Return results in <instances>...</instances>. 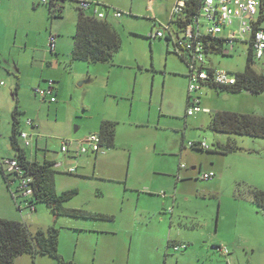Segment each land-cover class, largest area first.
Listing matches in <instances>:
<instances>
[{"label":"rangeland","instance_id":"rangeland-1","mask_svg":"<svg viewBox=\"0 0 264 264\" xmlns=\"http://www.w3.org/2000/svg\"><path fill=\"white\" fill-rule=\"evenodd\" d=\"M98 1L110 6V14L121 12L113 18L121 48L103 63L71 58L75 0L60 1L56 16L43 0H0V156L13 154L10 135L17 109L20 129L37 134V159L61 163L55 168L56 192L78 190L64 206L114 219L54 216L42 202L37 211L21 213L11 197L14 220L31 231L57 227L58 252L76 264H264V209L248 193L251 187L264 188V138L224 134L239 149L219 158L211 151L218 132L208 128L217 110L264 116V92L203 85L193 94L211 113L185 117L189 68L171 42L167 46L163 36L149 38L151 31L164 30L178 0ZM50 34L57 35L56 53L49 50ZM247 53V43L237 41L233 49L225 45L206 59L234 75L244 70ZM253 67L264 73L261 61ZM49 80L58 88L55 102L35 95ZM100 118L116 122L114 147L101 150L109 152V160L99 161L101 153L81 156L79 173L66 172L78 163L64 158L62 140L93 133ZM28 119L36 122L35 129ZM17 138L29 153L20 134ZM195 140L210 149L190 148L188 142ZM213 156L223 173L203 180L199 164L205 166ZM180 164L185 167L178 173ZM0 179L9 191L1 173ZM175 244L185 247L175 250ZM214 246H225L228 254ZM22 255L14 264H35L29 254ZM37 257L36 264H58L48 255Z\"/></svg>","mask_w":264,"mask_h":264},{"label":"trees","instance_id":"trees-1","mask_svg":"<svg viewBox=\"0 0 264 264\" xmlns=\"http://www.w3.org/2000/svg\"><path fill=\"white\" fill-rule=\"evenodd\" d=\"M63 0H45L53 16L59 15L62 11ZM203 0H184V5L179 14L173 15L169 20V25L175 26L177 34L182 33L188 24H192L199 15L200 6ZM77 2V16L75 32L72 36L73 47L71 58L73 60L86 61L88 63L110 62L114 54L120 50L122 39L118 29L113 24V14H110V6L104 2L94 0L88 1L93 5L91 8L82 9ZM258 13L256 19L252 21V29H264V0H258ZM103 10L104 16L98 17L95 10ZM117 11V10H115ZM130 14V12H129ZM155 23L154 18L152 19ZM152 31L149 38L152 36ZM157 37V36H156ZM162 37V36H161ZM158 37V38H161ZM166 45L172 43L173 53L183 61L187 67L186 53L175 49L173 37L168 31L163 35ZM204 54L210 52H221L227 45L223 36L202 34L199 36ZM248 53L246 56L245 68L235 72V83L229 86L217 85L208 82L206 86L220 90L241 91L248 90L253 94L264 92V73L253 67L256 60L251 43H247ZM207 69L211 72L214 66L209 64ZM55 82V81H54ZM189 103V96H188ZM18 110L13 112L12 132L10 135V145L13 150V158L18 161V167L23 177L30 179L29 186L32 193L28 199L22 198L19 189V175L16 172H7L0 165V173L3 182L11 193V197L19 208L23 202L29 206L38 202L44 203L54 216L83 217L88 219H111L112 215L96 212H88L77 208L64 206V203L71 199L77 192V188H70L55 191L54 175L56 173L55 163L47 158L38 160L30 157L27 150L22 146L17 138L21 133L20 123L17 117ZM32 120V119H31ZM33 125V124H32ZM116 122L113 120H102L99 124L98 134L100 145L103 147L114 146ZM208 128L214 132L227 135L237 134L250 137L264 138V116L252 113H241L235 111L217 110L211 113ZM239 147L229 140L219 145L218 152L226 154L235 152ZM250 200L264 209V188L251 187L248 189ZM23 199V200H22ZM59 229L53 225L46 229L37 228L31 231L28 226L19 220L0 218V264H14L15 259L21 254H29L32 258L40 255H48L54 258L58 264H76L73 261L65 260L58 252ZM219 248V246H214Z\"/></svg>","mask_w":264,"mask_h":264},{"label":"built area","instance_id":"built-area-1","mask_svg":"<svg viewBox=\"0 0 264 264\" xmlns=\"http://www.w3.org/2000/svg\"><path fill=\"white\" fill-rule=\"evenodd\" d=\"M45 1V0H43ZM184 5V0H178V2L172 7L169 19L176 14H179ZM79 6L82 9L93 7L91 3L86 0H80ZM258 0H203L200 6L199 15L196 17L192 24H188L185 30L177 34L175 29L169 25L164 26V30L157 29L152 34L154 37L163 36L166 31L173 37L175 49L179 52H185L186 61L188 63V91L189 103L186 114L192 115L199 111L208 112L207 108L201 107L199 103V96H193L192 93L201 89L203 85L208 82L216 83L221 86H229L235 83L236 79L234 75H231L227 70L221 68H213V71H209L207 68L210 65L207 63L206 56L199 36L202 34H211L217 36H223L226 39L227 47L229 50L233 49L234 43L237 41L251 43L254 56L256 60L264 62V29H252V21L256 19L258 13ZM98 17L104 16L103 10H95ZM114 17L120 16V11H114ZM223 29H225L223 31ZM54 35H50L49 45L50 49L54 48ZM2 82H0V87ZM54 81H47L46 87H39L35 89V94L40 96L41 99L49 98L50 101H55L56 98L53 95ZM27 125H32L33 121L28 119ZM20 137L24 144L29 146L31 144L30 134L26 131H21ZM100 136L97 132L90 133L82 139L76 141L75 146L70 147L71 141L66 139L62 140L60 149L64 153H69L73 149L71 157L75 158L80 154L86 152H98L101 149ZM188 146L197 149L208 148L206 142L203 141H189ZM0 165L7 172H16L19 175V189L22 197L28 199L32 193V189L29 186L30 179L23 177L20 168L18 167V161L13 157L0 156ZM60 166L61 163L54 164ZM184 164H180V167H184ZM77 165H70L65 169L68 173L76 172ZM215 173L213 171L202 172L200 178L208 180L213 178ZM24 198V199H25ZM24 203V202H23ZM22 203V204H23ZM21 204V205H22ZM26 206L30 209H34L35 206H29L25 202ZM175 250L185 247V245H173ZM223 254H228L227 248L219 247Z\"/></svg>","mask_w":264,"mask_h":264},{"label":"crops","instance_id":"crops-1","mask_svg":"<svg viewBox=\"0 0 264 264\" xmlns=\"http://www.w3.org/2000/svg\"><path fill=\"white\" fill-rule=\"evenodd\" d=\"M88 1H94V0H88ZM169 20V19H168ZM50 35H54V37H55V41H54V48L51 50L50 49V45H49V42H48V45H49V50L52 52V53H56V48H57V45H56V34H50ZM50 35H49V38H50ZM49 40V39H48ZM238 42H241V41H238ZM55 63V65H56V61L54 62ZM261 63L264 65V62H262L261 61ZM187 76V75H186ZM58 88H57V86H55L54 87V89H53V95L55 96V98H56V94H57V90ZM36 95V94H35ZM190 95V93H189V91H188V94H187V107L190 105V103H188V96ZM192 95L193 96H199L198 94H196V95H194L193 93H192ZM42 100H48V101H50L49 100V98L48 97H46L45 99H42ZM56 101V100H55ZM55 101H50V102H55ZM201 102V100H200V96H199V103ZM187 107H186V110H187ZM204 108H207L208 110H209V108L208 107H204ZM199 112H201V111H199ZM202 112H204V111H202ZM209 113H211L210 111H208ZM197 113V112H196ZM195 114V113H194ZM194 114H192V115H187L186 114V112H185V117L186 116H193ZM257 115H261V114H257ZM102 120H110V119H105V118H100V121H99V123L102 121ZM33 121V120H32ZM36 126H37V124H36V122L35 121H33V125H30V128H32V129H35L36 128ZM98 130H95V131H92L93 133L94 132H97ZM98 133V132H97ZM30 134V137H31V144L29 145V148H28V151H29V153L27 152V154L30 156V157H35V158H37V155H36V153H37V150H38V148H40V146H38V138H36L37 137V134L35 133V131H33V132H31V133H29ZM115 138H116V128H115ZM214 140H215V142H214V148L211 150L212 151V153L214 154V155H216V156H219V158L221 157V156H229V155H231V154H234L235 152H230V153H226V154H221V153H219L218 152V150H219V145L220 144H223V143H225L224 141H226L225 139H226V137H225V135H224V133H219L218 132V135H216V136H214V138H213ZM228 139V138H227ZM66 140H68V139H66ZM68 141H73L72 142V144L75 146V144H76V141H78V140H68ZM195 141H197V140H195ZM228 141V140H227ZM33 142L35 143V148H33ZM114 142H115V139H114ZM183 142V141H182ZM112 147H114V146H112ZM104 148V147H103ZM103 148H101L98 152H96V153H94V152H91V151H89V152H86V153H83V154H80V155H78L77 157H75V158H72L71 157V154H72V151H73V149H71V151L69 152V153H64L63 155H64V158H68L69 159V161H70V163L72 162V159H75L76 160V162L78 163L77 164V169H76V172H74V174H78L79 172H78V168L80 167L79 165V161H80V158H81V156H83V157H86L87 159H90V154H92L93 156H94V158H97L98 156H99V154L101 153V157L99 158L100 160L99 161H103V162H105V161H107V160H109V152L107 151V152H101V150L103 149ZM106 148H111V147H106ZM184 148V147H183ZM191 148V147H190ZM206 149H210V147H208V148H206ZM218 154H220V155H218ZM12 156H13V154H12ZM180 156V155H179ZM44 158H46V157H44ZM48 159V158H47ZM49 160H51V161H53L55 164L57 163L56 162V160L55 159H49ZM59 163V162H58ZM96 163L93 161V175H94V173H95V171H94V169H95V167H96V165H95ZM217 164H218V159H217V157H215V156H213V157H210L209 158V161L207 162V163H205V166H204V164L203 163H201V164H199V167H200V169H204V171L203 172H207V171H213L214 173H215V175H214V177L213 178H211V179H214L215 177H217V175H219V176H221L222 175V171L220 170V168L219 167H217ZM185 167V166H184ZM184 167H180V166H178V173H180L181 172V169L182 168H184ZM56 168V167H55ZM191 169H195V166H193V167H191ZM70 174H72V173H70ZM84 175H85V173H84ZM184 177V176H183ZM208 180H210V179H208ZM215 183V182H214ZM255 187H259V186H255ZM54 188H55V178H54ZM56 191V190H55ZM23 198V197H22ZM25 198V197H24ZM26 199V198H25ZM23 200V199H22ZM17 207V206H16ZM18 208V207H17ZM18 210L19 211H21V213H23V212H25V211H30V212H34V211H37V206H35V208L34 209H30V208H28L27 206H26V204H25V202L22 204V205H20V207L18 208ZM92 212H95V211H92ZM96 213H101V211H98V212H96ZM104 214H107V213H105L104 212ZM17 213H16V211H15V209H14V205H13V202H12V199H11V193H9V191H7L6 189H5V187H4V185H3V183H2V181H1V179H0V218H6V219H18L17 218ZM108 215H110V214H108ZM111 219H114V216H112V218ZM28 220V219H27ZM92 220V219H91ZM102 220V219H101ZM106 220H108V219H106ZM105 220V221H106ZM29 221V220H28ZM219 247H221V246H219ZM219 251H221V249L220 248H217ZM222 252V251H221ZM224 253V252H223ZM20 256V257H19ZM18 256V258H23L22 256V254L21 255H19ZM30 256V255H29ZM30 258H32L31 256H30ZM29 259V258H28ZM25 260V259H24ZM37 260H38V257L36 256V257H34L33 258V261H34V263L36 264V262H37Z\"/></svg>","mask_w":264,"mask_h":264}]
</instances>
